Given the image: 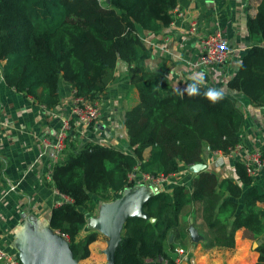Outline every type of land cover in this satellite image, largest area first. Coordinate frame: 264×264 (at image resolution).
Listing matches in <instances>:
<instances>
[{"label":"trees","instance_id":"1","mask_svg":"<svg viewBox=\"0 0 264 264\" xmlns=\"http://www.w3.org/2000/svg\"><path fill=\"white\" fill-rule=\"evenodd\" d=\"M178 1L0 0V81L6 86L46 108L58 104L61 80L76 95L96 99L121 60L138 91V103L124 116L130 151L91 141L68 151L53 167L54 187L73 201L54 207L49 225L68 236L74 259L87 258L97 238L90 232L76 239L86 223L82 208L93 204L91 193L106 199L132 186L127 173L134 166L155 175L174 174L182 165L202 162L207 148L227 154L241 142L245 113L235 96L207 84L195 86L190 95V87H173L162 73L137 64L147 51L139 29L157 32L167 26ZM246 28L251 45L226 86L264 107V0L256 15L247 17ZM212 89L222 92L215 102L205 96ZM251 184L240 161L234 176L202 170L189 185L155 191L143 200L141 213L126 216L114 263L176 264L170 235L182 208L192 204L207 230L203 247L234 248L235 232L243 228L245 238L257 241V264H264V191ZM187 262L194 264L191 257Z\"/></svg>","mask_w":264,"mask_h":264},{"label":"crops","instance_id":"2","mask_svg":"<svg viewBox=\"0 0 264 264\" xmlns=\"http://www.w3.org/2000/svg\"><path fill=\"white\" fill-rule=\"evenodd\" d=\"M259 2L179 0L175 8L181 16H175L172 10L171 23L157 32L139 29L147 51L138 59V65L147 71L162 73L180 90L211 85L235 96L242 107L245 121L240 151L230 156L207 148L202 153L204 170L214 171L219 176H234L235 163L243 159L246 151L258 148L264 153V107L250 104L245 95L226 86L241 56L251 45L246 20L256 15ZM193 20L197 22L196 32L190 34ZM216 31L227 39L231 55L222 66H200V40ZM3 62L0 60V66ZM126 70L127 64L117 61L114 78L97 98L101 106L98 124L87 127L84 134H79L73 124L62 159L68 151H76L91 141L123 151L131 150L123 113L125 115L138 103L139 96L137 89L130 85ZM72 89L61 80L58 104L46 108L0 81V247L19 264H107L110 248L120 239L124 218L141 213L143 200L155 191L170 189L176 184L189 185L194 175L188 170L189 165H182L168 182L156 186L138 182L112 192L106 199L91 193L93 204L82 208L86 223L76 239L90 232L97 233V238L90 243L87 258L73 259L68 236L49 225L51 210L63 201V197L46 176V157L40 156L41 139L54 136L69 114ZM148 154L149 148L144 150L143 156L146 158ZM251 185L264 191V178L252 179ZM178 227L179 230L203 227L196 205L182 208ZM243 233V228L235 232V246L231 249L203 247L205 235L187 248L176 247L183 251L180 256L176 253V264H189L190 257L194 264H257L258 252L254 250L257 241L245 238Z\"/></svg>","mask_w":264,"mask_h":264},{"label":"built area","instance_id":"3","mask_svg":"<svg viewBox=\"0 0 264 264\" xmlns=\"http://www.w3.org/2000/svg\"><path fill=\"white\" fill-rule=\"evenodd\" d=\"M176 7V6H175ZM173 8L175 16H181L178 8ZM172 21V20H171ZM170 21V23H171ZM197 22L191 21L189 33L196 32ZM201 55L199 58L200 66H222L226 63L231 55V48L229 47L227 39L222 36L218 31L210 33L200 40ZM101 118V106L96 99L85 98L76 95V89H72V99L69 114L61 121V124L54 136L44 137L41 139V152L40 156L46 157L47 178L52 180L53 167L56 163L61 161L62 154L70 141V133L73 129V124H76L79 134H84L87 127L98 124ZM1 125V122H0ZM242 148L240 143L236 144L229 150L227 155H235L237 151ZM247 176L252 179L263 177L264 178V153L261 149L254 148L245 152L241 160ZM173 174H152L149 172L141 171L137 166H134L127 173V180L129 183H150L152 185H159L170 180ZM60 193V192H59ZM61 194V193H60ZM63 197L62 202H72L73 200L61 194ZM60 202L59 205L62 203ZM66 237V235H65ZM181 249H175V253L179 256L182 254ZM0 264H19L5 249L0 247Z\"/></svg>","mask_w":264,"mask_h":264},{"label":"rangeland","instance_id":"4","mask_svg":"<svg viewBox=\"0 0 264 264\" xmlns=\"http://www.w3.org/2000/svg\"><path fill=\"white\" fill-rule=\"evenodd\" d=\"M102 1V0H100ZM199 230L202 232V233H198ZM192 231H194L197 236L200 237V240H202L203 236L207 234V230L206 228L203 226L201 228H198V229H188V230H184V229H181L179 230V227H176L173 231H172V240L175 244L176 247H179V248H187L190 246L191 242H194L193 239H192ZM178 239V240H177ZM196 242H199L196 241Z\"/></svg>","mask_w":264,"mask_h":264},{"label":"water","instance_id":"5","mask_svg":"<svg viewBox=\"0 0 264 264\" xmlns=\"http://www.w3.org/2000/svg\"><path fill=\"white\" fill-rule=\"evenodd\" d=\"M100 1V0H99ZM107 1H109V0H107ZM124 113H123V119H124ZM209 149V148H208ZM205 167H206V165L204 164V163H202V162H196V163H193V164H190L189 166H188V170L189 171H191L192 173H194V174H196V173H198L199 171H202V170H204L205 169ZM130 215H132V214H130ZM128 216V215H127ZM126 218V217H125ZM125 218H124V220H125ZM150 220L151 221H153L154 220V218H150ZM123 223H124V221H123ZM122 226H123V224H122ZM191 229H193V228H191ZM192 239H193V241H198L199 239H200V237L199 236H197V234L194 232V231H192ZM171 238L172 237H170V240H171ZM118 241H119V239H117L115 242H114V244L112 245V247L110 248V250H109V255H108V262H107V264H115L114 263V250H115V247H116V245H117V243H118ZM257 245V242H255L254 243V247ZM71 253V252H70ZM71 257H72V255H71ZM73 258V257H72ZM74 259V258H73Z\"/></svg>","mask_w":264,"mask_h":264},{"label":"clouds","instance_id":"6","mask_svg":"<svg viewBox=\"0 0 264 264\" xmlns=\"http://www.w3.org/2000/svg\"><path fill=\"white\" fill-rule=\"evenodd\" d=\"M189 91V94L192 95V94H195L197 89L195 86H190V88L188 89ZM205 96L207 97V99H209L210 101L212 102H215L217 101L219 98H221L222 96V92H219V91H216L214 89L212 90H208L206 93H205Z\"/></svg>","mask_w":264,"mask_h":264}]
</instances>
